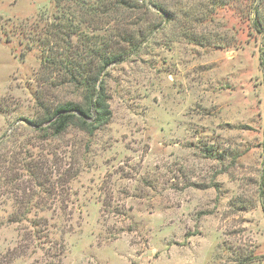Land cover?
I'll use <instances>...</instances> for the list:
<instances>
[{"label": "rangeland", "instance_id": "rangeland-1", "mask_svg": "<svg viewBox=\"0 0 264 264\" xmlns=\"http://www.w3.org/2000/svg\"><path fill=\"white\" fill-rule=\"evenodd\" d=\"M263 196L264 0H0V264H264Z\"/></svg>", "mask_w": 264, "mask_h": 264}, {"label": "trees", "instance_id": "trees-1", "mask_svg": "<svg viewBox=\"0 0 264 264\" xmlns=\"http://www.w3.org/2000/svg\"><path fill=\"white\" fill-rule=\"evenodd\" d=\"M258 25V29H263V27H260L261 24ZM95 50L91 49L85 59L87 60L88 57L99 54V51ZM63 58L64 60H61L57 66L61 70H65L64 73L70 79L69 83L84 90L85 94L82 96V102L67 101L51 108L46 106L44 102L39 101L38 105L42 113L35 124L37 127L46 125L56 136L65 133L69 127H77L88 133H93L100 126L106 124L111 117L105 84L103 80H100L102 70L106 69L110 62L105 61L102 67L93 69L91 67L92 62L87 61L85 64H81L76 60L74 61L70 52L64 55ZM254 259L255 256H248L241 260L240 264L250 263Z\"/></svg>", "mask_w": 264, "mask_h": 264}]
</instances>
